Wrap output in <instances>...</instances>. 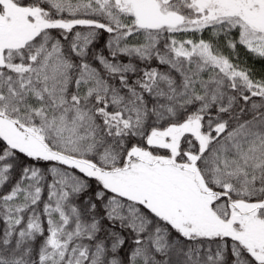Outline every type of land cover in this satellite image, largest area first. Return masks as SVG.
Instances as JSON below:
<instances>
[{"label": "snow or ice", "instance_id": "1", "mask_svg": "<svg viewBox=\"0 0 264 264\" xmlns=\"http://www.w3.org/2000/svg\"><path fill=\"white\" fill-rule=\"evenodd\" d=\"M0 264H264V0H0Z\"/></svg>", "mask_w": 264, "mask_h": 264}, {"label": "trees", "instance_id": "2", "mask_svg": "<svg viewBox=\"0 0 264 264\" xmlns=\"http://www.w3.org/2000/svg\"><path fill=\"white\" fill-rule=\"evenodd\" d=\"M257 68H259V65H257Z\"/></svg>", "mask_w": 264, "mask_h": 264}]
</instances>
